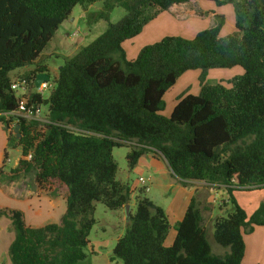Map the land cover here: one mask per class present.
Instances as JSON below:
<instances>
[{"label": "trees", "instance_id": "1", "mask_svg": "<svg viewBox=\"0 0 264 264\" xmlns=\"http://www.w3.org/2000/svg\"><path fill=\"white\" fill-rule=\"evenodd\" d=\"M96 1L0 0V123L7 130L15 127L14 116L4 114L18 111L22 101L12 90L11 74L35 66L19 76L31 88L38 74L50 76L48 67L37 63L41 54L77 5ZM191 1L106 0L100 18L108 21L107 29L60 66L48 97L31 93L30 103L48 107L49 122L40 127L20 119V137L9 132V142L21 147L23 157L8 176L30 175L37 189L62 197L66 210L59 222L38 227L28 226L20 210H0V216H9L14 232L11 264H83L96 203L117 211L132 201L131 187L117 179L113 156L115 148L127 145L130 169L149 154L162 158L171 178L183 186L189 181L224 186L231 211L206 226L193 197L167 247L168 215L141 188L111 261L242 263L243 234L264 227V203L249 216L234 196L235 191L264 189V0H203L233 6L235 31L226 36L220 35L225 17L216 15L214 25L192 39L165 36L132 60L123 48L160 13ZM114 6L126 14L111 23ZM237 66L244 73L229 86L207 78L212 69ZM191 70L201 71L199 94L181 97L171 116H163L165 94ZM213 242L227 252L213 253Z\"/></svg>", "mask_w": 264, "mask_h": 264}, {"label": "crops", "instance_id": "2", "mask_svg": "<svg viewBox=\"0 0 264 264\" xmlns=\"http://www.w3.org/2000/svg\"><path fill=\"white\" fill-rule=\"evenodd\" d=\"M191 2H192L191 5L190 2L182 4L188 7H186V10L181 11L180 14H178V11L183 8L181 7L182 5L177 10L171 9L169 11H165L168 14H170V16L174 20L177 21L182 20L183 24L186 25L185 32L184 31L180 32V36L188 39L194 38L198 32L208 29L214 25L216 15H223L225 17V24L220 33L221 36H226L235 31V12L231 4L218 6L216 3L211 1L193 0ZM165 12H162L160 14L162 15ZM159 15L157 19L161 16ZM157 19L151 21L150 23H153L154 25V22ZM150 34L151 36L153 35L156 36L157 34H159L160 37L162 38L165 37V35L163 34V29L158 27L156 28V30L151 31ZM124 44L125 43H123V46ZM139 51L140 50L137 49L129 56H127L126 54V56L130 60L135 59ZM191 71L193 73H187L190 72L187 71L180 78H183L186 74H191L189 75L188 78L195 79L196 81H198V85L197 86L195 85V88L193 90L191 86L186 87L178 93L179 95L177 94L175 97H170L172 102L171 107L167 111V113L165 111L164 115H163L164 110L162 111L163 116L165 117L171 116L174 107L176 106L178 100L181 97L186 96L188 94H193V95L199 94L201 89L199 83V77L201 71L200 70H191ZM213 72L214 71L212 70L208 72L209 74L208 79L216 80L224 84L223 83L224 81H229L237 75H242L244 73V70L235 69L234 71L235 73H233L229 77H224V75L214 76V74L216 73ZM57 76L58 74L56 75V77ZM180 78L178 79V81L180 80ZM166 94H168V92ZM166 94L164 96V100L166 98ZM12 127L14 126L12 125L10 127V130H7L6 126L0 123V170L3 171V174L0 175V210L3 211V210L13 209V210L22 211L24 213L25 221L27 225L30 227L42 226L49 222H59L66 210L65 201L63 200L62 197L55 196L53 193L49 191L37 189L33 184L30 175H22L21 177L14 179L8 176L10 170L16 168L20 159L23 157L21 147L14 146L15 142L13 143L9 142V132L13 131ZM10 146L11 148L16 149L19 152V155L14 160L12 166H10L12 163L11 155L8 152V148ZM5 152L8 153V158L6 160H5ZM144 167L147 171L149 170L151 172L155 171L158 168H163L166 172L165 175L166 180L168 179V182L164 183V179H163L164 176H163L160 183V186L163 187L167 191V193L170 194V199L168 200L166 205L164 207L161 206L166 211L171 225L169 234L165 240V246L168 247L173 244L177 235L176 225L183 219L185 212L189 204L191 203L193 197L196 196L201 208L203 209L206 226L209 227L212 226V221L216 217L223 216V213L228 210L229 205L228 206L225 205V201L227 200V195L224 186L212 185L204 181H189L188 186H183L181 183H179V179H177L176 177H172V180H176V181H170L169 178L171 176V170L167 162L162 158L154 157L152 154L142 157L139 160L138 165L134 169L136 168L144 169ZM157 176L158 175L155 172L149 174L148 179L150 180V183L154 184L155 181L158 182L159 179ZM136 188H138V186H134L133 188H131L132 201L130 203V211L132 213H133V208L135 206L133 199H134V190ZM234 196L237 202L239 203V205L246 211V213L249 216H251L258 209L261 203H264V189L235 191ZM217 206L220 208V214L218 215L215 214V208ZM45 212L46 215H43L45 214ZM42 215H43L42 219L46 216H49L52 219H48L42 223L41 222ZM3 218L8 220L9 224L7 225V227H9L11 231H13L9 216L3 214L2 216H0V219ZM243 237L245 241V256L241 264H264V227L255 226L253 232L244 233ZM212 250L213 253L217 255H224L227 252V250H224L222 252H214V243H212Z\"/></svg>", "mask_w": 264, "mask_h": 264}, {"label": "rangeland", "instance_id": "3", "mask_svg": "<svg viewBox=\"0 0 264 264\" xmlns=\"http://www.w3.org/2000/svg\"><path fill=\"white\" fill-rule=\"evenodd\" d=\"M105 1L106 0H97L93 5L88 7L77 5L73 9L71 17L65 20L59 26V29L57 30L54 38L49 42L47 48L44 50L39 60L37 61V63L46 65L48 67L51 77L50 80L52 83H54L55 81L60 66H62L66 60L75 56L80 49L91 43L107 29L108 21L100 18L101 14L105 12ZM191 3L192 2H190V5ZM181 7L183 8L178 11V14H180L181 11L186 10V7L188 6L182 5ZM125 14L126 10L124 8H122L121 6H114V8L109 11V22L116 23L120 21L125 16ZM157 17L155 19H157ZM154 25L153 23H148V25L143 29L140 35L125 42L123 48L127 56L135 52L137 49L141 50V48H143L144 46L153 44L157 40L161 39L162 37H160L159 34H157L156 36L153 35L155 37L151 36L150 34L151 31L156 30L157 27L163 29V34L165 36H180V32H185L186 27V25L183 24L182 20H174L167 12L163 13L154 22ZM34 68L35 66H28L25 68L17 69L11 74L12 79L17 80L20 75ZM235 69L243 68L237 66L234 67V69H212V71H214L213 73H216L214 74V76L224 75V77H229L233 73H235ZM187 73L193 72L190 71ZM189 75L191 74H186L183 78H180L177 84H175L168 91V94H166L165 109L163 111V115L165 114V111L167 113V111L171 107L172 102L170 97H175L181 90L186 87L191 86L193 90L195 88V85H198V81L188 78ZM211 82L214 81L211 80ZM223 83L224 85L226 84V86H229L230 80L224 81ZM22 92V90H19L16 94L19 95ZM42 111V116L45 117L48 112V107L43 106ZM12 133L16 135L14 130L12 131ZM129 151L130 147L128 145L120 148H115L113 151L114 159L118 164L117 179L119 181L127 183L131 188H133L134 186H138V188L134 190L133 202L136 203V197L140 194L141 190L140 178H149V174L154 172L157 173L159 181H155L154 184L150 183V189L148 192H144V195L151 198L158 206L164 207L170 199V194L160 186L163 176L164 183L168 182V179L166 180L165 177V170L163 168H158L152 172L148 170V172L145 167L144 169H130L126 158ZM8 152L11 155L12 163L10 166H12L14 160L19 155V152L16 149L11 148V146L8 148ZM169 180L176 181L172 180L171 176ZM228 210L229 212L231 211V205H229ZM135 211L136 204L133 208V213H135ZM227 211L223 213L224 217L227 216ZM215 214H220V208L218 206L215 208ZM43 215H46V212ZM43 215L41 216V219ZM126 217L127 215L125 210L112 211L107 209L103 203H96V209L94 213L95 225L93 226L89 235L90 244L87 248H85L87 258L85 259L83 264H124L120 259L111 261L110 258L113 255V249L117 243L118 238L126 232V229L129 225V220H126L128 219ZM48 219L52 218L46 216L41 220V222L43 223ZM8 224V220H6L5 218L0 219V264H11L8 250L11 242L14 239V232L11 231L9 227H7ZM224 250L227 249L214 243V252H222Z\"/></svg>", "mask_w": 264, "mask_h": 264}, {"label": "built area", "instance_id": "4", "mask_svg": "<svg viewBox=\"0 0 264 264\" xmlns=\"http://www.w3.org/2000/svg\"><path fill=\"white\" fill-rule=\"evenodd\" d=\"M31 82H29L25 78H18L17 80H14L12 83V90L17 93L19 90H22L23 92L17 97L21 98V103L19 110L16 112H10L5 113L4 116L6 118H9L10 116H14V124L18 123L20 119H24L29 123L36 122L38 126L43 127L46 123H48L47 114L45 117L42 116V107L41 105H37L35 102L30 103L31 99V93H36L38 95H41L42 97H48L51 93V91L54 89V83L51 82V80L47 82H43L40 84L39 87L34 86L31 88ZM31 89V91H30ZM48 113V112H47ZM140 185L141 188L148 192L150 187V180L148 178H140Z\"/></svg>", "mask_w": 264, "mask_h": 264}, {"label": "water", "instance_id": "5", "mask_svg": "<svg viewBox=\"0 0 264 264\" xmlns=\"http://www.w3.org/2000/svg\"><path fill=\"white\" fill-rule=\"evenodd\" d=\"M50 79H51V77L48 74H46V73L38 74L37 77H36V79H35V82H34L35 83V86L36 87H39L41 83L47 82ZM19 128H20V126L18 124L15 125L14 132L17 134L18 137H20V134H18ZM125 212H126L127 218L129 219V215H130V204L126 205Z\"/></svg>", "mask_w": 264, "mask_h": 264}, {"label": "clouds", "instance_id": "6", "mask_svg": "<svg viewBox=\"0 0 264 264\" xmlns=\"http://www.w3.org/2000/svg\"><path fill=\"white\" fill-rule=\"evenodd\" d=\"M47 74V73H46Z\"/></svg>", "mask_w": 264, "mask_h": 264}]
</instances>
